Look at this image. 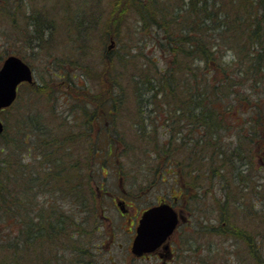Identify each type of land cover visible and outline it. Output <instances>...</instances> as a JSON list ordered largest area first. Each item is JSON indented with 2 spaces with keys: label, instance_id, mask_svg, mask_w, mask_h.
<instances>
[{
  "label": "trees",
  "instance_id": "obj_1",
  "mask_svg": "<svg viewBox=\"0 0 264 264\" xmlns=\"http://www.w3.org/2000/svg\"><path fill=\"white\" fill-rule=\"evenodd\" d=\"M119 1L115 17L135 8L137 30L149 29L152 47L158 49L159 44L161 53L172 54V58H152L140 66L131 52L106 48L99 72L103 87L100 93L90 95L92 102L99 103L93 104L98 115L88 118L97 121L99 132L83 155L76 152L81 134L67 135L62 119L50 123L41 112H31L28 91L37 85L43 92L47 83L19 86L17 100L3 110L7 115L0 134V264H34L41 259L40 249L47 241L61 234L77 240L89 224L100 231V220L88 203L96 205L97 200L95 167L108 166L118 151L126 157L127 152L135 151L152 156L157 163L149 166L153 170L148 177L154 173L162 180L173 176L183 186L182 199L194 197L200 202L204 198L207 161L211 159V163L221 162L212 170L214 174L223 178L235 173L237 181H243L244 188L256 192L264 202V0H238L237 5L234 0H183L178 5L169 0ZM22 3L27 12L23 0H0L6 15L12 16L15 9L24 7ZM29 21L36 39L45 41L44 37L55 33L54 20L40 13ZM88 28L84 19L76 27L84 41ZM118 28L109 27L117 43ZM150 41L147 39L146 45ZM129 42L123 45L125 51L132 46ZM44 46L41 42L37 45L40 51ZM77 64L57 58L50 61L53 68H47L53 78L73 81L78 75L70 68ZM81 68L85 75L86 65ZM126 72H130L128 81ZM75 85L87 87L85 81ZM24 88L29 96L22 94ZM130 88L137 107L127 116ZM148 110L155 113L146 114ZM130 118L134 126L127 124L122 129V123ZM227 132L232 137L229 141L224 140ZM254 166L260 171L257 183ZM229 178L222 183L228 196ZM64 192L77 199L82 212L73 214L56 202ZM238 227V234L247 230ZM254 227L253 233L244 235L258 264H264V222ZM227 229L231 234L238 232ZM62 252L47 250L48 257L37 264H52L49 256L60 257ZM81 252L82 261L90 257L86 249Z\"/></svg>",
  "mask_w": 264,
  "mask_h": 264
},
{
  "label": "rangeland",
  "instance_id": "obj_2",
  "mask_svg": "<svg viewBox=\"0 0 264 264\" xmlns=\"http://www.w3.org/2000/svg\"><path fill=\"white\" fill-rule=\"evenodd\" d=\"M169 1L178 5L183 0ZM186 1L188 0L183 2ZM219 1L228 2L230 0ZM23 2L27 4V12L25 11L26 6L22 3L24 7L20 8V11L15 9L14 16L6 15L8 12L6 7L0 6V66L4 59L11 54L26 58L34 69L35 82L38 84L47 83V89H44L43 92H40L37 85L36 88L28 91L30 96L27 95L26 88H24V93L22 90V94L31 97V112L33 115L41 112L50 123H54V121L58 123L62 119L63 129L67 135L72 132L75 135L81 134L80 142L75 146L76 152L83 155L90 148V143L97 139L99 132L97 121L91 122L88 118L93 114L98 115V110H95L94 105L99 106V103L92 102L90 95L98 94L103 87L100 84L99 72L104 64L106 48L113 46L112 48L117 49L116 51L119 50L120 53L131 52L140 66H142L141 63L144 65L148 60L157 57L163 61H169L172 54L169 56L164 51L161 53L159 44L158 49L152 47L149 29L147 31L137 30L138 26L135 24L137 15L134 11L135 8L130 6V2L127 7L130 6L132 9L124 14L120 13L116 17L114 8L117 2H120L119 0H23ZM237 4L238 0H234V5ZM39 13L56 23L55 33L44 37L45 41L34 38L35 27L29 21ZM81 19H84L89 26L85 41L76 29ZM113 19L116 20L112 21ZM116 26L119 27L120 33V42L118 43L109 30V27L116 30ZM75 29L76 31H74ZM47 38L48 40H46ZM130 39H133L131 43ZM147 39L150 41V45H146ZM40 42L45 45L42 51H40V47H37ZM125 42L132 45L126 51L123 48ZM57 58L72 59L75 63H79L77 68H73V65L70 68L72 74L78 75V77L72 79L73 81H70L69 78H53L47 67L53 68L50 66V61H55ZM84 65L87 67L85 75L81 68ZM129 76L130 72H126L127 81ZM76 81L79 83L85 81L87 87H78L75 85ZM130 89H128L130 101L127 104L129 109L126 112L127 116L137 107L134 97H131L134 95ZM146 107H151V105H146ZM148 113L155 112L148 110L146 114ZM6 115L4 111L0 112L1 118ZM12 120L13 118L10 119V122ZM131 121V118L127 119L122 123L121 128L125 129L127 124L131 125ZM176 125H180V123L177 122ZM228 133L224 134V140L232 139L231 134ZM161 137H165V135ZM114 151L113 148L112 154ZM127 154L126 157L125 154L121 155V152L118 151L116 159L111 160L108 166L100 170L98 165L95 167V183L98 184L95 187L97 188V200L95 201L96 205L90 200L88 203L92 205L89 209L92 212L95 211V215L100 220L98 223L101 230H92L93 227L89 224L87 229L81 230L84 235H80L77 240L61 234L56 240L47 241V245H43L40 249L41 259L34 260V264L42 263V260L48 257L47 250L66 251L62 252L60 257L49 256L52 264H159V260L155 256L142 260L131 259L129 254L130 237L127 233L125 234L129 223L127 217L121 215L124 210L120 206L121 203H118L117 206L114 200L115 196L120 194L127 198V203L133 205L132 213L136 209L142 212L147 207L166 199L176 202L178 207L184 209V212L190 217L192 226L190 231L182 229L177 233L175 242L183 244L185 252L190 246L191 250L185 253L187 259L189 258V260H185L186 262L199 264V260H203L207 264H258L244 233H253L254 225L264 222V216H261L264 212V202L259 201L255 196L256 192L250 188H244V182L240 181L239 183L235 173H227L222 178L221 175L212 172L221 162L211 163V159L208 160L207 189L204 198L197 202L194 197L191 200L181 198V187L183 186L177 183L179 180H175L173 176H164L162 180L159 175L154 173L148 177V173H152L150 170H153L149 169V166L157 163L154 158H151L152 156L139 151L127 152ZM104 155L105 152L102 156ZM252 173L256 175L257 183L260 173L257 166H254ZM226 177H230L228 180L231 188L229 196L227 188L222 187V183H226L224 181ZM99 183L102 185L101 188H99ZM55 200H58L56 202H59L66 211L70 210L73 214L83 210L82 206L76 204L77 199L69 198L66 193ZM57 205L59 206V204ZM256 212L258 214L255 215ZM237 225L247 230L238 234L241 229ZM213 227L215 229L209 230ZM112 228L114 231L111 232ZM227 228H233L238 232L231 234ZM222 229H226V232ZM253 235L255 239L256 234ZM84 249L90 257L82 261L81 250ZM44 254L46 255L44 256Z\"/></svg>",
  "mask_w": 264,
  "mask_h": 264
},
{
  "label": "water",
  "instance_id": "obj_3",
  "mask_svg": "<svg viewBox=\"0 0 264 264\" xmlns=\"http://www.w3.org/2000/svg\"><path fill=\"white\" fill-rule=\"evenodd\" d=\"M18 70V71H14ZM0 78V111L10 107L18 98L19 85L23 82H35L32 66L17 54L7 56L1 67ZM4 121L0 117V133L4 131ZM151 218L154 226L151 235H146L145 221ZM179 222L177 211L167 202L152 206L145 210L137 228V235L132 250L138 256L152 252L172 234Z\"/></svg>",
  "mask_w": 264,
  "mask_h": 264
},
{
  "label": "flooded vegetation",
  "instance_id": "obj_4",
  "mask_svg": "<svg viewBox=\"0 0 264 264\" xmlns=\"http://www.w3.org/2000/svg\"><path fill=\"white\" fill-rule=\"evenodd\" d=\"M102 186V185H101ZM101 188V187H100ZM116 198L114 199L117 206L118 203H121V207L124 209L121 212V215L127 217V222L129 223V225H127L129 228L125 229V234L127 233V235H129L130 237V246H129V251H130V256L132 260H142V259H148L151 257H156L159 260V264H191L192 262H186L185 260L187 259L185 253L188 252L189 250H191L190 246H188L186 252L183 251V248H185L183 246V244H179V242H175V237L177 235V233H179L182 229H184V231H188L187 229H189L192 226L191 222H190V217L188 214H186L184 212V209L182 207H178V205L176 204V202H171V204H173V206L176 208V210L178 211L179 215H180V220L179 223L174 231V233L169 237V239L163 243L161 246H159L155 251L150 252V253H145L141 256H137L133 251H132V244L134 241V238L136 236L137 233V226L139 224V220L142 216V212H140L139 209H136L133 213H132V204L127 203V198L125 196H123V194L120 195H116ZM163 201H167L163 200ZM162 201H159L158 203H160ZM157 204V203H156ZM129 206V208H128ZM187 226V227H186ZM186 227V228H185ZM114 228L111 229V232L114 231ZM179 235V234H178ZM193 261H194V254H195V250L193 251ZM189 260V258L187 259ZM207 264V263H204Z\"/></svg>",
  "mask_w": 264,
  "mask_h": 264
},
{
  "label": "snow or ice",
  "instance_id": "obj_5",
  "mask_svg": "<svg viewBox=\"0 0 264 264\" xmlns=\"http://www.w3.org/2000/svg\"><path fill=\"white\" fill-rule=\"evenodd\" d=\"M14 71H18V70H14ZM2 76H3V73L0 72V78H2ZM153 226H154V221L151 218H146V221H145V232H146V235H148V236L151 235Z\"/></svg>",
  "mask_w": 264,
  "mask_h": 264
}]
</instances>
